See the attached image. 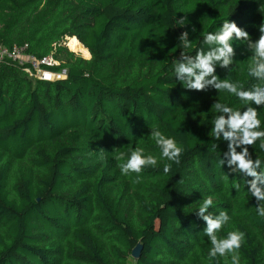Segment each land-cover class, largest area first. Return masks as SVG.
<instances>
[{"label":"trees","instance_id":"trees-1","mask_svg":"<svg viewBox=\"0 0 264 264\" xmlns=\"http://www.w3.org/2000/svg\"><path fill=\"white\" fill-rule=\"evenodd\" d=\"M228 19L257 38L264 0H0V46L52 55L65 71L49 83L0 64V264H128L138 245L133 264H213L194 215L209 196V211L230 217L218 238L242 229L240 264H264V217L244 181L219 164L226 145L210 131L213 102L246 105L226 92L183 90L171 70L180 51L194 55ZM183 31L188 49L176 39ZM66 38L91 59L68 52ZM232 43L234 65L218 75L251 87L246 41ZM257 116L264 127V106ZM153 130L183 146L168 174ZM134 148L158 164L122 175ZM118 180L130 194L113 193Z\"/></svg>","mask_w":264,"mask_h":264},{"label":"clouds","instance_id":"clouds-1","mask_svg":"<svg viewBox=\"0 0 264 264\" xmlns=\"http://www.w3.org/2000/svg\"><path fill=\"white\" fill-rule=\"evenodd\" d=\"M182 23L183 18L179 19ZM258 31L257 38L249 39V32L232 19L220 23L218 30L209 31L203 35L194 55L180 51L178 58L172 62V72L181 89L197 92H226L246 105L235 109L229 104L216 101L212 103L215 112L211 120V135L216 141L226 145L219 164L226 174L242 179L246 193L254 198L255 210L259 217H264V159L255 157L250 151L252 145L264 153V127L257 112L264 106V20L253 25ZM181 49L191 47L189 32L183 31L176 38ZM246 41L247 53L251 54V63L247 69L248 75L256 83L246 88L244 84L231 78H220L217 69L231 71L234 58L238 54L232 41ZM156 145L160 149V159L167 160L162 172L168 174L172 164H179L184 151L171 136L163 135L159 130L151 131ZM217 145H213L215 149ZM157 157L145 155L143 149L134 148L127 153V160L120 165L122 175L140 174L145 168L155 167ZM212 197H206L194 213L195 217L204 222L203 233L211 244L208 258L216 264V257L230 256L231 264H240L239 250L245 242L246 233L242 229L227 232L224 238H218L217 233L226 225L230 217L224 210L213 215Z\"/></svg>","mask_w":264,"mask_h":264},{"label":"built area","instance_id":"built-area-1","mask_svg":"<svg viewBox=\"0 0 264 264\" xmlns=\"http://www.w3.org/2000/svg\"><path fill=\"white\" fill-rule=\"evenodd\" d=\"M13 64L36 81L54 83L65 78V71L59 69L52 55L36 59L27 53V46H0V64ZM54 69V70H53Z\"/></svg>","mask_w":264,"mask_h":264},{"label":"rangeland","instance_id":"rangeland-1","mask_svg":"<svg viewBox=\"0 0 264 264\" xmlns=\"http://www.w3.org/2000/svg\"><path fill=\"white\" fill-rule=\"evenodd\" d=\"M65 43H66V41H65ZM67 51L70 52V53H72L76 58H80V59L83 58L79 53H74V52L70 51L69 48L67 49ZM82 60L88 61V60H90V58H84ZM28 78L33 80V78H31L29 75H28ZM121 183H122V181L121 180H118V182L114 184V186L112 187L113 193L114 192H120L121 190H124V189H125L124 190V193H125V191L127 189V192L126 193L127 194H130L131 193V190H132V187H130V185L127 186L125 183H123V189H121ZM132 260L133 259L131 258V261H129L128 264H133V261Z\"/></svg>","mask_w":264,"mask_h":264},{"label":"bare ground","instance_id":"bare-ground-1","mask_svg":"<svg viewBox=\"0 0 264 264\" xmlns=\"http://www.w3.org/2000/svg\"><path fill=\"white\" fill-rule=\"evenodd\" d=\"M66 46L69 48L70 51L74 53H79L83 58H89L87 51L82 45H80V43L75 38L68 39L66 41Z\"/></svg>","mask_w":264,"mask_h":264},{"label":"water","instance_id":"water-1","mask_svg":"<svg viewBox=\"0 0 264 264\" xmlns=\"http://www.w3.org/2000/svg\"><path fill=\"white\" fill-rule=\"evenodd\" d=\"M68 39H70V38H66V40L65 41H67ZM77 40V39H76ZM64 46L68 49V47L66 46V43L64 44ZM83 46V45H82ZM85 49V48H84ZM86 51H87V53H88V55H89V58L91 59V55H90V53H89V51L87 50V49H85ZM82 59H84V58H82ZM140 250H141V247L138 245V246H136L133 250H132V252H131V258L133 259V260H138V258H139V255H140Z\"/></svg>","mask_w":264,"mask_h":264}]
</instances>
